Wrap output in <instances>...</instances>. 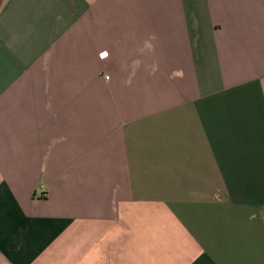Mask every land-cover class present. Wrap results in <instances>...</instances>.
I'll return each instance as SVG.
<instances>
[{"label":"crops","instance_id":"1","mask_svg":"<svg viewBox=\"0 0 264 264\" xmlns=\"http://www.w3.org/2000/svg\"><path fill=\"white\" fill-rule=\"evenodd\" d=\"M0 264H264V0H0Z\"/></svg>","mask_w":264,"mask_h":264}]
</instances>
